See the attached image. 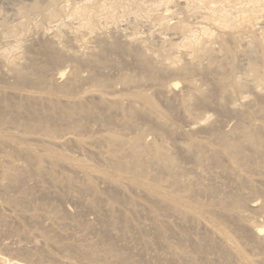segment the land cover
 I'll return each mask as SVG.
<instances>
[{
  "label": "rangeland",
  "instance_id": "1",
  "mask_svg": "<svg viewBox=\"0 0 264 264\" xmlns=\"http://www.w3.org/2000/svg\"><path fill=\"white\" fill-rule=\"evenodd\" d=\"M35 111L74 140L37 141ZM0 118V264H264V157L217 138L264 150V0H0ZM112 137L166 145L197 198L175 203L151 154L158 185L117 168ZM240 195L263 209L219 206Z\"/></svg>",
  "mask_w": 264,
  "mask_h": 264
},
{
  "label": "bare ground",
  "instance_id": "2",
  "mask_svg": "<svg viewBox=\"0 0 264 264\" xmlns=\"http://www.w3.org/2000/svg\"><path fill=\"white\" fill-rule=\"evenodd\" d=\"M56 1L57 0H50V4L51 3L55 4ZM93 6H95V5H93ZM26 7L27 6H25V8L23 7L22 9L23 10L25 9V11H27ZM96 7L97 6L91 7L92 11L97 10ZM29 9L30 10H32V9L39 10V9H41V7H39L38 5H34V6L30 7ZM23 10H21V11H23ZM167 11H169V10H166V12ZM256 19L252 18L253 21L249 20L250 26L251 25L253 26V27H251L252 29H254L256 25L260 24L259 22H257L258 24L254 23V21ZM162 25L163 26L165 25L166 28L169 27V25H167V23L166 24L164 23ZM182 28L188 29L187 26H183ZM260 29H263V28H260ZM186 62H187L188 66L202 67L201 62L195 63L194 59L188 58ZM34 71H36V69H35V67H32L30 72H34ZM59 78H61V77H59ZM24 80H26V79H24ZM253 82H255V80L245 79L243 84L246 86H250V85H253ZM100 83L103 86L107 85L106 82L101 81ZM60 85H58L59 88H57L59 90L61 89ZM177 87H178V83L171 84L170 86L167 87V93L173 95V97L176 96ZM61 91H63V90H61ZM23 108L26 109L27 107L23 106ZM66 119L68 121L74 120L73 113L72 112L66 113ZM7 122L8 121L6 119L0 118V125L1 126H6ZM193 125L194 124L189 123V126L193 127ZM22 126L24 128H27V131L30 129H36V131H37V129H38V131H37L38 133H36V134L38 136L41 135V137L39 139H36V140L39 142H42V143L47 142V143L55 144L57 146H61V145L69 144L74 140L73 137L71 136L73 134H71L70 137H68V138H67V136H65V138H67V139H65L64 136L62 135L64 140H62V138H61V140H59L58 137L56 138L55 135L59 131H61L60 130L61 128L59 129L57 126L55 127L52 125H47V118L43 114L36 112V111L31 114V119L30 118L27 119L26 123L22 124ZM73 128H76V127H73ZM41 131H43V133L45 132L44 134L42 133L43 138H42ZM61 133H63V132L61 131ZM59 134H60V132H59ZM260 135H261L260 132L256 133V132L245 131L241 135L235 137L232 140H229L225 136H220L217 138L220 140L221 145H222V149H223L224 153L229 157V159H231L234 163H236L240 167L245 168L249 163L252 165L255 164L254 160L257 156L262 155L264 157V150H263V145L261 143ZM49 138L52 139V141H48V140H50ZM109 140H110L112 147H113L111 152H110V155L116 159L114 164H115V166H117V168H123V169L127 170L128 172H130L131 174H133L134 176H142V175L151 176L152 175V178L155 180L153 182H155L156 185H158L156 181H158L160 179V175L163 173V172L161 173V171L167 172L166 175L168 178L170 176V178H169L170 181L167 179L168 182L166 181V184L168 183L167 185H169V189L171 188V190H172V191H169V193L171 192L170 195L173 198V200L175 201V203H179V204L183 203L184 204V202H186V200L190 199V196H194L196 194V191L195 192L191 191L192 189L190 190V187L186 186V183H185L186 179L184 180L183 175H180L179 170H178L179 167L177 166L176 160L170 153H168L166 145H164V144H158V145L157 144H147V143L143 144L144 142L142 143L140 141L141 140L140 138H136V139H133V140H130L129 142H127V145H129V151H128V153L125 152L126 154H123L124 153V152H122L123 151L122 150L123 149V142L117 137H115V138L112 137V139L109 138ZM175 142H177V141H175ZM176 144L174 145V147L176 146ZM177 149H178V151H180L181 153H183L187 157L194 156V154H193L194 150L191 149V147L190 148L187 146L183 147L180 145V146H178ZM122 154L124 156H122ZM145 154H151L152 161L154 163H156L157 166L159 165L160 169L162 168L160 173H158L159 171L155 172L156 169L154 170V172H152L153 171L152 169H151L152 171H150V165L148 164L149 163L148 160L145 159V161H144V158H143V156ZM199 155L203 156V154H201V153ZM122 160H125V161H122ZM188 171L190 173L193 172V173H196L198 175H201L200 171H198L196 168H193V167L190 168ZM2 173H3V176H5V177H8V178L12 177V173L10 170H3ZM14 179H16V177ZM103 183H106L108 185V187H111V184L108 183L107 181L104 180ZM158 183H163V181L160 180ZM245 197L246 196H244V195H240L232 203L221 201V202H219V206L222 208H229V207L239 208L244 204L245 206H247L251 210L263 209V207H258V205L255 203H252V202L246 203ZM195 198H197V195H195ZM193 220H195V218H193ZM203 228L205 229V231L208 230L207 226H204ZM238 231H240V233L243 232L242 229H240ZM253 235L255 237L254 240H255V243H257V246H259L260 249H262L264 251V237H263L264 225H260L256 229H253ZM225 249L230 250L228 246H226ZM172 255L178 256L176 252L175 253L173 252ZM228 261L230 262V260H228ZM262 261L264 262V258ZM229 264H234V263L230 262Z\"/></svg>",
  "mask_w": 264,
  "mask_h": 264
}]
</instances>
